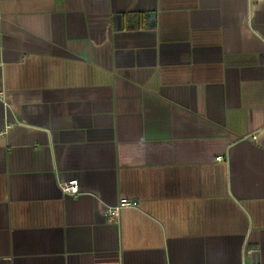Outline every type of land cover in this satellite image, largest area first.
Masks as SVG:
<instances>
[{"label":"crops","instance_id":"crops-1","mask_svg":"<svg viewBox=\"0 0 264 264\" xmlns=\"http://www.w3.org/2000/svg\"><path fill=\"white\" fill-rule=\"evenodd\" d=\"M0 264H264V0H0Z\"/></svg>","mask_w":264,"mask_h":264},{"label":"built area","instance_id":"built-area-1","mask_svg":"<svg viewBox=\"0 0 264 264\" xmlns=\"http://www.w3.org/2000/svg\"><path fill=\"white\" fill-rule=\"evenodd\" d=\"M217 161H223L222 157H218ZM62 190L71 195H77L80 192V183L77 179L65 182L62 184ZM139 204L135 200L121 199L116 206L106 210L105 216L109 223H116L119 220L120 214L127 208H138Z\"/></svg>","mask_w":264,"mask_h":264}]
</instances>
